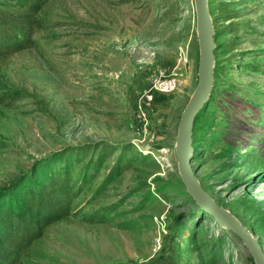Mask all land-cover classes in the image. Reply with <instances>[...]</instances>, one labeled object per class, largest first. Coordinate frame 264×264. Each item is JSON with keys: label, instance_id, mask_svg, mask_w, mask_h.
<instances>
[{"label": "rangeland", "instance_id": "rangeland-1", "mask_svg": "<svg viewBox=\"0 0 264 264\" xmlns=\"http://www.w3.org/2000/svg\"><path fill=\"white\" fill-rule=\"evenodd\" d=\"M208 10L214 80L191 166L264 250V0ZM39 18L36 45L0 58V94L12 93L0 103V192L70 168L80 188L23 264H256L178 166L199 82L196 0H49ZM170 75L177 86L154 91L142 117V94Z\"/></svg>", "mask_w": 264, "mask_h": 264}, {"label": "trees", "instance_id": "trees-1", "mask_svg": "<svg viewBox=\"0 0 264 264\" xmlns=\"http://www.w3.org/2000/svg\"><path fill=\"white\" fill-rule=\"evenodd\" d=\"M48 2L0 0V58L36 45L39 12ZM11 95L1 93L0 103L10 100ZM79 188L80 181H73L70 168L43 180L14 183L0 192V264H23L48 227L73 214Z\"/></svg>", "mask_w": 264, "mask_h": 264}, {"label": "water", "instance_id": "water-1", "mask_svg": "<svg viewBox=\"0 0 264 264\" xmlns=\"http://www.w3.org/2000/svg\"><path fill=\"white\" fill-rule=\"evenodd\" d=\"M196 8L200 46L199 82L181 115L176 147L178 166L187 191L195 202L206 209L217 222H224L242 239L253 255L256 264H264V250L258 238L233 213L216 202L200 185L191 166L193 124L197 113L208 101L214 80L213 63L215 59L214 32L208 10V0H196Z\"/></svg>", "mask_w": 264, "mask_h": 264}, {"label": "built area", "instance_id": "built-area-1", "mask_svg": "<svg viewBox=\"0 0 264 264\" xmlns=\"http://www.w3.org/2000/svg\"><path fill=\"white\" fill-rule=\"evenodd\" d=\"M178 83V78L175 75H170L166 78H162L159 76L158 78H155L150 87L145 90V92L141 96V106H140V114L142 117L145 118V109L151 105L152 101L154 100L155 93L156 92H170L172 91Z\"/></svg>", "mask_w": 264, "mask_h": 264}, {"label": "bare ground", "instance_id": "bare-ground-1", "mask_svg": "<svg viewBox=\"0 0 264 264\" xmlns=\"http://www.w3.org/2000/svg\"><path fill=\"white\" fill-rule=\"evenodd\" d=\"M205 210H206V209H205ZM218 223L226 227V224H225L224 222L219 221Z\"/></svg>", "mask_w": 264, "mask_h": 264}]
</instances>
